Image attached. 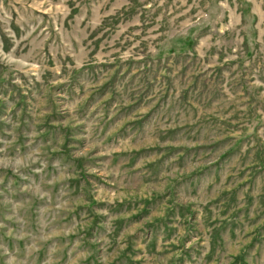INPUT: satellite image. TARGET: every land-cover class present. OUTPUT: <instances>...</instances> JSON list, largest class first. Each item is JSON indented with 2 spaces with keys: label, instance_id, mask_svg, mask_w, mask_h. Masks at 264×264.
Segmentation results:
<instances>
[{
  "label": "rangeland",
  "instance_id": "obj_1",
  "mask_svg": "<svg viewBox=\"0 0 264 264\" xmlns=\"http://www.w3.org/2000/svg\"><path fill=\"white\" fill-rule=\"evenodd\" d=\"M0 264H264V0H0Z\"/></svg>",
  "mask_w": 264,
  "mask_h": 264
}]
</instances>
